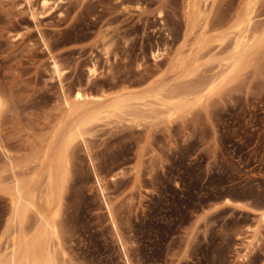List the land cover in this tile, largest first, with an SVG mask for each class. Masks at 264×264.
Listing matches in <instances>:
<instances>
[{
  "label": "rangeland",
  "instance_id": "obj_1",
  "mask_svg": "<svg viewBox=\"0 0 264 264\" xmlns=\"http://www.w3.org/2000/svg\"><path fill=\"white\" fill-rule=\"evenodd\" d=\"M41 1L0 0V264H22L25 241L39 264H264V0H49L47 17ZM248 10L257 43L233 68ZM205 40L185 80L176 57ZM77 92L107 109L51 184Z\"/></svg>",
  "mask_w": 264,
  "mask_h": 264
},
{
  "label": "bare ground",
  "instance_id": "obj_2",
  "mask_svg": "<svg viewBox=\"0 0 264 264\" xmlns=\"http://www.w3.org/2000/svg\"><path fill=\"white\" fill-rule=\"evenodd\" d=\"M192 2H195V1L193 0ZM258 2H259L258 0H251L249 5H251L252 7H254ZM190 3H189V6H190ZM186 4H188V3L186 2ZM196 6H197V4H196ZM193 7H194V4H193ZM248 7H250V6H248ZM41 8L43 10H45V11L42 12V13H38L37 15H40V16L46 15V17H47V16H49V15H51L53 13L55 6H53V5L50 6V1L49 0H42L41 1ZM187 9H188V7H187ZM250 9H252V8H250ZM192 10H193V8H192ZM188 11H189V9H188ZM32 15L35 17V15H36L35 12L32 13ZM251 18H252L251 17V10H248L244 14V19H243L241 25L238 27V30H239L240 34L238 35L237 39L235 40V45H234L235 47L233 49V53L230 56H228V57H226V58L223 59V61L226 64H232L234 62L233 68L234 67H238L240 65L241 59L245 56V54L249 51V49H252L250 47L253 44L257 43V39H254L253 44H249V39H248L249 38L248 37L249 34H247V32H248V29H250L249 28L250 27V24L252 23V19ZM235 34H237V32H235ZM235 37H236V35H235ZM228 39H229V35L228 34L226 36L221 37L219 39V42H220L219 47L220 48L221 47H225V45L228 44L227 43L228 42L227 41ZM207 43H209V40H205L203 42H200L199 43V46L197 45L198 46L197 47V52L192 51L186 57H182L181 58V55L179 57L177 55V57H176L177 59H176L174 68L175 69H179L182 72V73L180 72L181 73L180 76L182 75V78L185 79V78H188V77H191V76L194 75V73L196 71V66H197L196 60H198V59H196L197 58V54L201 50H203V48L205 47V45ZM152 55H153L154 59H157V58L160 57V55H159L158 52H154ZM59 66L60 65H58L57 61L55 59H53V72L55 74H57L61 78V71H60ZM89 73H90V77H91L94 74V69H91L89 71ZM180 76H179V78H180ZM150 90H152V89H150ZM214 90H215V87L213 85H210L204 91L202 90L200 94L195 93V94H197L195 96V98L199 101L200 99H203L204 98L203 96L212 93ZM163 92H164V89H160L157 92H152V93H149L147 95L141 94V95H135V96L121 97V98H118V100H116L115 102H113V103L111 102L112 104L109 105V108L119 109L120 106H123L125 102H128L130 100L153 99V100H156V101H159V102H163L165 100V97H164ZM178 92L179 91H177V93ZM81 93L80 92H77L72 99L70 97H67L65 95V97L63 99L64 100V108H65V111H64V122L62 124H60L59 127L56 130L57 135H59L62 138V142L60 141L62 143L60 147H62L63 154H62V156H60L58 158V162H57L56 166H55V164H52L51 163L49 165V167H47L48 168V171L47 172H49V178H47V179L50 181L51 184H53L56 179L58 181H60L61 183H63L65 181L66 174L67 173L64 171V169H65V162H66V154H67V151L77 141H79V140L81 141L83 139L84 130H85L86 125L89 122L93 121L97 117V115L99 113H101L99 111L103 108L102 107L99 111H95V110H92V108L90 107L91 104H93V103L95 104V102L102 101V98L103 97H97L96 101H91V100L85 99V96L83 94H81ZM192 94H194V93H192ZM192 94H191V96H192ZM187 97H189V96H187V95L184 96V95H180L179 94L178 97H175V98L173 97L172 101L174 103V101H176L177 99H180L181 102L187 104L189 102V100L187 99ZM2 103L5 104L4 102H1V100H0V106L3 105ZM126 104L127 103H125V105ZM105 107L106 108H103V109H107V106H105ZM126 107H122V109L123 110L124 109H127ZM121 110H120V113H122V112L125 113V111H122L121 112ZM68 122L70 124H68ZM57 156H59V154H57ZM55 162H56V160H55ZM56 169H58V171L60 173L59 174L58 171H57V173L59 174L58 176L55 175V171L54 170H56ZM97 181L99 182V180H97ZM10 201H11L12 209L18 210L20 208L19 197H17L14 194H11V200ZM225 203L234 204L230 200H226ZM236 204L238 206H240L239 203H236ZM262 217L264 218V214L262 215ZM36 246H37L36 241H32V242L25 241L24 242V258H23V263L22 264H39L41 262H44L42 258H40V259L38 258L37 254H39V252H36L38 250V247H36Z\"/></svg>",
  "mask_w": 264,
  "mask_h": 264
}]
</instances>
